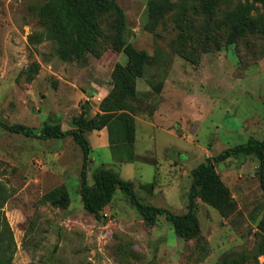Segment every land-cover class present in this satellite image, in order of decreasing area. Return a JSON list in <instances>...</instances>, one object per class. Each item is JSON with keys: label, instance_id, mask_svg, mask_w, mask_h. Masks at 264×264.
<instances>
[{"label": "rangeland", "instance_id": "374dc122", "mask_svg": "<svg viewBox=\"0 0 264 264\" xmlns=\"http://www.w3.org/2000/svg\"><path fill=\"white\" fill-rule=\"evenodd\" d=\"M44 1L0 0V120L68 131L83 108L88 118L102 112L115 67L128 58L114 45L117 10L96 18L93 52L74 51L55 40L52 22L39 12ZM114 2L124 15L123 38L148 54L136 94L125 101L136 121V161L113 159L106 128L86 131L88 183L96 169L110 167L132 182L142 203L184 214L194 168L251 138L264 139V7L251 14L254 30L232 38L246 0H216L211 15L204 0ZM83 163L71 135L40 139L0 127V184L8 195L2 213L16 242L12 264L264 263L258 229L264 193L254 156L215 163L234 207L224 213L198 198L201 231L190 239L179 237L165 216L147 225L120 190L98 217L87 212ZM51 192L70 200L54 206L46 200Z\"/></svg>", "mask_w": 264, "mask_h": 264}, {"label": "trees", "instance_id": "16d2710c", "mask_svg": "<svg viewBox=\"0 0 264 264\" xmlns=\"http://www.w3.org/2000/svg\"><path fill=\"white\" fill-rule=\"evenodd\" d=\"M216 0H204L203 11L211 15ZM153 5V4H152ZM151 9L155 11V6ZM258 5L264 7V0H246L237 15L236 24L232 30L233 37H241L249 30L256 28V23L251 19L252 12ZM111 9L119 14L116 23L117 34L114 39L115 48L126 54L128 63L117 65L113 73V92L101 105V113L87 117L89 108H83L80 116L74 120L72 130L65 131L60 125H44L40 130L33 128L9 125L0 120V127L16 134L40 139H60L68 135L74 138L84 156L83 168L80 176V194L83 206L87 212L98 217L111 203L117 190L125 193L132 205L147 225H154L160 216H165L172 225L177 235L190 239L200 233V223L197 217V199L226 213L233 209L228 189L223 184L221 177L215 169V163L224 162L230 158L241 156H254L259 160L260 186L264 193V139H249L247 143L227 149L204 162L192 170L193 181L188 195L187 211L184 214H174L168 209L142 203L130 181L122 179L119 172L113 168L101 166L94 173V184L88 183V164L92 148L86 138V131H101L107 129L113 159L117 163H132L136 161L135 139L136 121L125 106V101L136 94V79L143 74L144 65L148 60L145 51L137 50L123 38L124 15L114 0H45L39 6L40 14L52 22L55 40L63 47L70 46L74 51L85 48L94 51L98 24L96 18L103 12ZM85 107V106H84ZM150 190L153 186L144 185ZM8 195L4 186L0 184V264H12L16 250V242L12 228L2 213ZM54 206L66 205L70 200L69 194L64 192L57 195L51 192L46 196ZM262 234L259 245L260 254L264 256V215L258 224ZM264 264V263H262Z\"/></svg>", "mask_w": 264, "mask_h": 264}, {"label": "crops", "instance_id": "0c3cea01", "mask_svg": "<svg viewBox=\"0 0 264 264\" xmlns=\"http://www.w3.org/2000/svg\"><path fill=\"white\" fill-rule=\"evenodd\" d=\"M104 138L102 137V140H103ZM104 142V141H103Z\"/></svg>", "mask_w": 264, "mask_h": 264}]
</instances>
